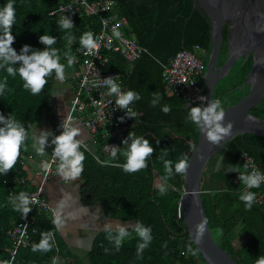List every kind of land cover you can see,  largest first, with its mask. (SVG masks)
Segmentation results:
<instances>
[{"label":"trees","instance_id":"16d2710c","mask_svg":"<svg viewBox=\"0 0 264 264\" xmlns=\"http://www.w3.org/2000/svg\"><path fill=\"white\" fill-rule=\"evenodd\" d=\"M62 1L0 0V9L7 3L14 5L12 34L15 42L12 47L17 54H20L24 45H29L33 50H44L45 46L39 38L48 34L57 39L53 47L58 50L60 63L66 65L68 59L65 53L71 55L72 52L66 37L80 40L90 30H99L98 19L85 16L74 19L71 29L59 27V23L49 17V13ZM115 2L119 15L127 22L125 35L135 39L149 54L142 55L130 70L119 55L113 54L109 67L125 74L122 80L125 92L131 90L140 94L141 99L132 104L141 113L132 134L137 138L148 139L155 153L148 158L146 169L126 173L122 167L98 163L89 151L80 149L85 155L79 187L81 206H99L106 218L119 221L131 233L117 251L115 245L108 241L105 230L99 231L87 254L89 264H205L186 232L180 212L184 176L174 174L165 181L164 163L160 159L161 150H168L164 159L173 161L175 171L176 162L191 156L197 145L199 129L188 119L190 108L185 106L180 97L165 88L161 64H168L179 50L192 52L194 46L201 47L207 53L210 45L209 23L198 11H192L191 0ZM5 78L7 88L0 95V113L5 117L13 114L24 125L28 133V148L32 129L42 114L47 112L53 120L48 96L56 83L55 73L47 78L46 86L38 95L24 88L19 74L13 77L8 75L6 68L0 69V82ZM198 81L203 86L202 79ZM157 91L162 98L156 107H152L153 93ZM165 104L171 106V112L167 115L161 111ZM242 152L251 156L264 174V138L250 134L238 135L211 158L202 177L201 199L208 227L220 248L237 264H255L256 259L264 255V204H253L250 211L246 210L239 197L245 191L255 193L257 188L249 189L243 185L238 179V172L228 173L231 166H238L241 172L238 161ZM25 154L26 151L22 149L11 171L7 175L0 174V264L9 261L7 249L11 244L5 231L11 221H19L23 217L20 212L13 210L9 198L18 197L21 192L29 196L34 190L25 180L26 174L20 164ZM96 154L103 159L102 154ZM121 161H125L123 155ZM215 164L216 167L212 168ZM161 186L165 188L164 195L160 194ZM34 218L37 230L36 235L32 236L34 245L40 243L42 233L51 231L52 250L33 252V247L19 249L12 264H53L56 256L58 264H75L74 257L49 217L36 211ZM137 220L152 229L153 239L143 252L142 259L136 256L137 245L142 241L131 230ZM190 243L194 255L187 251ZM106 248L109 249L108 253L105 252ZM181 251L184 255H181Z\"/></svg>","mask_w":264,"mask_h":264},{"label":"clouds","instance_id":"9594fccd","mask_svg":"<svg viewBox=\"0 0 264 264\" xmlns=\"http://www.w3.org/2000/svg\"><path fill=\"white\" fill-rule=\"evenodd\" d=\"M15 23V10L13 3H7L2 9H0V69L6 68L8 75L15 77L19 74L20 78L24 82V88L30 90L33 95H38L42 92L46 86L47 78L55 73V79L63 82L66 79L65 65L60 63V56L58 50L53 47L57 42L54 36L45 34L40 36L39 41L45 46L44 50H33L29 45H24L20 54L12 47L15 42V37L12 34V28ZM59 27L68 30L74 27L72 20L68 17H64L59 21ZM113 35L116 38L120 37V33L113 29ZM66 39L71 42L73 37L67 36ZM80 44L87 50L86 54L92 53L97 49L98 44L94 39L91 32L85 33L80 40ZM31 53V54H29ZM65 56L68 59V66H72L75 57L70 56L67 52ZM18 65L19 67H15ZM119 76L113 78L108 77L103 80V83L109 89V95H115V104L118 109L124 110L129 118L135 117L136 113L130 107L136 101L141 99L139 93L135 91H121L120 85L116 82ZM7 88V78L3 82H0V95H3ZM160 93L154 92L153 99L151 100L152 107H156L161 99ZM203 102L207 98L204 96L198 97ZM161 111L164 114L171 112L170 105H163ZM225 110L220 99H211L207 107L195 106L191 107L188 113V119L196 125L199 131L206 135L208 142L214 146H219L222 141L230 137L233 132V124L229 122L226 126ZM121 122L124 120L121 118ZM77 123L73 120L69 114L67 118L61 124L63 129L60 135H54L47 131H41L39 137H33L34 143L32 147L39 155L45 153V149L50 146H54L52 153V162L57 163V174L64 181H75L81 177L84 171L85 155L80 149L87 145L83 141L77 139L81 136V129L76 127ZM54 136L49 144V137ZM28 133L24 125L17 121L13 114L5 117L3 113H0V174L7 175L11 169L15 166L18 159L21 156V150L27 151L26 141ZM129 141H131L129 143ZM159 143V142H157ZM124 148L120 149L115 146H109L110 155L112 158H116L118 152H120L125 158L126 163L120 165L123 171L126 173H136L148 167L147 160L155 153V149L152 147L148 139L144 137H135L132 133L123 141ZM108 150V149H106ZM168 150H161L160 159L163 160L164 169L166 175L163 179L166 181L173 177L174 174H178L186 177L190 164L187 157L181 158L175 163V171H173V161L164 159L168 155ZM203 159V156L200 157ZM238 172V179L247 188H258L262 182H264V174L259 171H252L250 174L241 173L238 170V166H231L228 169V173ZM160 194H165V188L161 186L159 188ZM195 196V193H193ZM245 205L246 210H251L256 200L255 193L250 191L243 192L240 197ZM9 202L13 206L14 211H18L24 218L32 211L30 204L36 202V198L31 200L28 195L21 192L18 197H10ZM195 202V201H194ZM65 207L64 203H61L60 209ZM238 207V205H236ZM64 221L61 218V211L58 210L53 221V224L57 230L61 229ZM105 232L107 233V239L110 243H113L116 250L119 251L122 247L125 238L131 235L129 229L122 225H116L115 228L111 224L105 225ZM132 232L141 239V243L137 245L136 256L138 259L143 258V252L149 247L152 237L151 227L145 226L143 223L136 221L135 227ZM207 231V220H202L196 226L194 241L197 244L203 243V238ZM115 233V234H114ZM41 241L39 244L33 245L32 251L48 252L52 250L53 245L50 241L53 240V233L51 231L41 234ZM167 245L165 244V247ZM187 251L195 254L191 243L187 246ZM108 253L109 249H105ZM57 258H53V264H56ZM255 264H264V255L258 257Z\"/></svg>","mask_w":264,"mask_h":264},{"label":"built area","instance_id":"2783aa9c","mask_svg":"<svg viewBox=\"0 0 264 264\" xmlns=\"http://www.w3.org/2000/svg\"><path fill=\"white\" fill-rule=\"evenodd\" d=\"M96 17L99 22V30H90L98 47L92 53L86 54L87 50L82 47L80 40L73 38L69 42L72 47L71 55L75 57L73 70L66 79L58 83L69 82L73 85V96L69 102V113L73 120L78 119L82 127L89 133L98 145V153L103 155V159L87 148L95 160L102 164L114 167L126 163L121 161V153L118 152L116 158L110 155L109 146L123 149V141L137 127L141 113L136 111L132 105L130 107L136 113L135 117L129 118L124 110L118 109L115 104V95H109L108 87L103 80L108 77H117L116 81L125 92L122 80L125 74L117 72L109 67L113 54L119 55L127 64L130 70L133 64L142 55L149 54L147 49L137 44L135 39L125 35L127 22L117 11L115 0H63L54 10L49 13V17L58 23L64 17L72 21L77 17ZM115 28L121 35L116 38L113 35ZM206 52L199 46H194L193 51L179 50L169 60L168 64L162 65V80L165 88L180 97L187 108L202 106L198 97L204 96V87L199 84L198 79L203 75V62L206 59ZM123 118L124 122H121ZM60 125L57 136L62 133ZM86 145V144H85ZM46 162L45 170L41 173L40 182L29 194V199L36 198V202L30 204L32 211L26 218L19 221H11L5 233L11 246L7 249L9 261L12 264L19 249L31 248L34 245L32 236L36 235L34 213L41 212L47 215L53 224L56 210L50 206L46 198V182L52 176L57 175V163L52 162V153ZM108 149V150H106ZM24 159V157H23ZM241 173L250 174L252 171H259L263 174L254 159L247 153L242 152L239 157ZM23 166L24 162L21 160ZM237 180H235V183ZM255 205L264 204V182L255 191ZM54 225V224H53ZM181 255L184 252L181 251ZM57 258V256H56ZM58 264V258L57 262Z\"/></svg>","mask_w":264,"mask_h":264},{"label":"water","instance_id":"95a60500","mask_svg":"<svg viewBox=\"0 0 264 264\" xmlns=\"http://www.w3.org/2000/svg\"><path fill=\"white\" fill-rule=\"evenodd\" d=\"M191 1L192 11H198L209 23L210 45L203 73L207 99L202 107H207L211 99H220L226 113L224 125L231 122L233 132L214 146L199 131L183 179L180 212L186 232L205 264H237L216 243L208 223L203 243H195L194 238L196 226L207 220L201 182L211 158L238 135L264 138V0Z\"/></svg>","mask_w":264,"mask_h":264},{"label":"crops","instance_id":"0c3cea01","mask_svg":"<svg viewBox=\"0 0 264 264\" xmlns=\"http://www.w3.org/2000/svg\"><path fill=\"white\" fill-rule=\"evenodd\" d=\"M65 68V75H69L73 70V66H68V64L65 65ZM72 96V84L56 82L48 96L53 120L50 119L47 112H44L40 121L32 129L30 143L23 159V170L26 174L25 180L34 188L39 184L41 173L45 170L51 147H47L43 155L37 154L32 147L33 137H39L41 131L57 135L58 128L69 113V102ZM74 121L77 123L75 126L79 127L82 133L77 139L83 141L91 151L98 152V145L94 138L85 131L78 119ZM53 138L54 136L49 137V144ZM79 187L80 178L75 181H64L57 174L46 182V198L56 212L61 211V218L64 223L61 229L57 231L74 257L75 264H89L87 254L94 237L99 231L104 230L107 224H111L113 228L122 224L117 220L106 218L99 206L90 208L81 206ZM61 203L65 205L62 210L60 209Z\"/></svg>","mask_w":264,"mask_h":264},{"label":"flooded vegetation","instance_id":"af4514ba","mask_svg":"<svg viewBox=\"0 0 264 264\" xmlns=\"http://www.w3.org/2000/svg\"><path fill=\"white\" fill-rule=\"evenodd\" d=\"M204 65H205V60H204V62H203V73H204ZM201 79H202V81H203V75L200 77ZM199 82V81H198ZM200 84V83H199Z\"/></svg>","mask_w":264,"mask_h":264},{"label":"rangeland","instance_id":"374dc122","mask_svg":"<svg viewBox=\"0 0 264 264\" xmlns=\"http://www.w3.org/2000/svg\"><path fill=\"white\" fill-rule=\"evenodd\" d=\"M216 165H217V164L213 165V167H212V168L216 167Z\"/></svg>","mask_w":264,"mask_h":264}]
</instances>
